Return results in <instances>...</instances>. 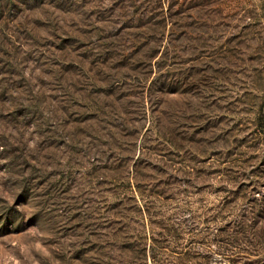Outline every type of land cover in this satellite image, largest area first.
Masks as SVG:
<instances>
[{"label": "rangeland", "instance_id": "rangeland-1", "mask_svg": "<svg viewBox=\"0 0 264 264\" xmlns=\"http://www.w3.org/2000/svg\"><path fill=\"white\" fill-rule=\"evenodd\" d=\"M0 264H264V0H0Z\"/></svg>", "mask_w": 264, "mask_h": 264}]
</instances>
